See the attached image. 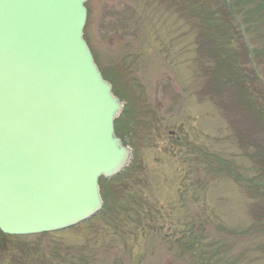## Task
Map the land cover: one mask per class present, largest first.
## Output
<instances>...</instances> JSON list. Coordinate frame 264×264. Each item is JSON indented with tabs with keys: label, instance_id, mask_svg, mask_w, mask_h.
<instances>
[{
	"label": "rangeland",
	"instance_id": "1",
	"mask_svg": "<svg viewBox=\"0 0 264 264\" xmlns=\"http://www.w3.org/2000/svg\"><path fill=\"white\" fill-rule=\"evenodd\" d=\"M181 1H87L97 65L129 62L139 110L128 114L134 127L119 120L118 134L133 164L104 184L107 206L90 219L43 234L0 232V264H264V123L251 109L264 110V3L232 13L224 0H195L193 29ZM208 17L231 35L230 64L244 69L246 91L240 74L214 62L230 48L203 25ZM254 184L252 198L244 186Z\"/></svg>",
	"mask_w": 264,
	"mask_h": 264
},
{
	"label": "water",
	"instance_id": "2",
	"mask_svg": "<svg viewBox=\"0 0 264 264\" xmlns=\"http://www.w3.org/2000/svg\"><path fill=\"white\" fill-rule=\"evenodd\" d=\"M85 0H0V230L71 226L97 212L100 175L129 150L121 109L82 39Z\"/></svg>",
	"mask_w": 264,
	"mask_h": 264
},
{
	"label": "trees",
	"instance_id": "3",
	"mask_svg": "<svg viewBox=\"0 0 264 264\" xmlns=\"http://www.w3.org/2000/svg\"><path fill=\"white\" fill-rule=\"evenodd\" d=\"M236 2H238L237 0H234V2L233 3H236Z\"/></svg>",
	"mask_w": 264,
	"mask_h": 264
}]
</instances>
